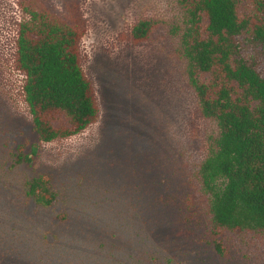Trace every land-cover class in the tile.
I'll list each match as a JSON object with an SVG mask.
<instances>
[{"label": "rangeland", "instance_id": "rangeland-1", "mask_svg": "<svg viewBox=\"0 0 264 264\" xmlns=\"http://www.w3.org/2000/svg\"><path fill=\"white\" fill-rule=\"evenodd\" d=\"M61 12L66 0H30ZM24 0H0V248L5 264H264V232L213 240L200 180L217 123L189 85L181 0H82L83 68L100 117L84 132L43 142L15 67ZM145 19L158 26L135 43ZM31 155V159L26 158ZM45 175L58 197L40 207L26 182ZM66 215L61 219L60 215Z\"/></svg>", "mask_w": 264, "mask_h": 264}, {"label": "trees", "instance_id": "trees-1", "mask_svg": "<svg viewBox=\"0 0 264 264\" xmlns=\"http://www.w3.org/2000/svg\"><path fill=\"white\" fill-rule=\"evenodd\" d=\"M181 1L188 9L181 51L189 85L201 114L218 127L199 177L209 195L214 244L224 254L226 230L264 232V0ZM23 8L15 67L25 76L34 129L43 142L78 135L100 117L94 83L83 68L88 24L82 0H66L59 13L30 0ZM157 26L154 19L140 21L133 41L149 40ZM26 188L40 207L57 200L45 175ZM6 259L0 248V264Z\"/></svg>", "mask_w": 264, "mask_h": 264}]
</instances>
